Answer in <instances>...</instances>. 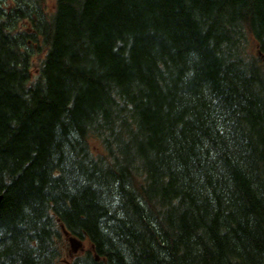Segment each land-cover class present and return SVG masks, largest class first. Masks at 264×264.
I'll list each match as a JSON object with an SVG mask.
<instances>
[{
  "label": "trees",
  "instance_id": "trees-1",
  "mask_svg": "<svg viewBox=\"0 0 264 264\" xmlns=\"http://www.w3.org/2000/svg\"><path fill=\"white\" fill-rule=\"evenodd\" d=\"M8 1L0 264H264V0Z\"/></svg>",
  "mask_w": 264,
  "mask_h": 264
},
{
  "label": "rangeland",
  "instance_id": "rangeland-1",
  "mask_svg": "<svg viewBox=\"0 0 264 264\" xmlns=\"http://www.w3.org/2000/svg\"><path fill=\"white\" fill-rule=\"evenodd\" d=\"M11 1H12V0H10V1L7 2V6H8V7H9L10 5L13 4ZM27 1H31V2H33L34 0H27ZM46 3H47V5L50 6L51 3H52V0H46ZM32 72L35 73V70L32 69ZM78 252H79V250H77L76 254H77Z\"/></svg>",
  "mask_w": 264,
  "mask_h": 264
},
{
  "label": "water",
  "instance_id": "water-1",
  "mask_svg": "<svg viewBox=\"0 0 264 264\" xmlns=\"http://www.w3.org/2000/svg\"><path fill=\"white\" fill-rule=\"evenodd\" d=\"M0 200H1V196H0ZM71 246H72V248H74V249H75V247H76V245H75L74 243H72V242H71Z\"/></svg>",
  "mask_w": 264,
  "mask_h": 264
}]
</instances>
